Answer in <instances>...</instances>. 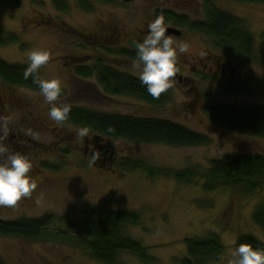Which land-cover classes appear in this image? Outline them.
Returning a JSON list of instances; mask_svg holds the SVG:
<instances>
[{
    "label": "rangeland",
    "instance_id": "obj_1",
    "mask_svg": "<svg viewBox=\"0 0 264 264\" xmlns=\"http://www.w3.org/2000/svg\"><path fill=\"white\" fill-rule=\"evenodd\" d=\"M21 1L18 9L0 7V29L20 37L19 43L0 48V59L29 65L33 50H48L52 59L39 74L42 80L60 78L65 82L60 102L116 115L170 120L208 135L211 142L202 147L174 148L133 144L91 133L81 140L78 128L49 118L50 105L40 92L11 88L0 79V136H4L7 120V136L0 143L10 152L31 157V175L38 185L31 197L15 206L0 205V221L54 218L40 241L0 236V264H102L89 255L85 224L87 212L100 208L141 215L140 224L127 233L148 249L154 259L149 264H182L188 257L186 240L190 238L219 236L224 252L218 261L208 264H229L231 252L244 235L264 241L262 229L253 220L256 208L264 204V188L247 194L239 189L207 192L203 180L186 185L123 168L126 159H139L155 168L204 172L211 161L229 154H264V139L216 127L203 111L209 103L238 108L264 106L263 4L213 0L219 9L246 22L255 36L254 54L249 58L226 54L206 43L199 33L184 28V39H173L175 45H188L186 52L177 53L175 86L169 89L168 102L154 106L130 96L106 97L95 78H77L75 68L92 66L100 59L139 78L135 61L115 53L134 50L135 43L148 34V24L160 10L167 13L164 9L170 4L192 21L205 19L206 0H68L66 13L56 9L54 0ZM182 1L191 4L185 8ZM115 26L118 38L110 33ZM203 50L218 57V68L210 71L197 66V59L204 57ZM223 69L229 71L224 74ZM230 81L238 85L248 82L253 91L231 93L227 86ZM96 151L100 152L98 159L94 157ZM117 264L146 263L123 253Z\"/></svg>",
    "mask_w": 264,
    "mask_h": 264
},
{
    "label": "trees",
    "instance_id": "obj_2",
    "mask_svg": "<svg viewBox=\"0 0 264 264\" xmlns=\"http://www.w3.org/2000/svg\"><path fill=\"white\" fill-rule=\"evenodd\" d=\"M206 1L207 19L205 21H192L187 15L178 13L174 15L163 11H159L158 16L163 14L165 23L177 28H187L196 33L215 36L219 41L216 47L218 46L226 54L236 53L247 58L253 55L256 46L255 36L248 31L246 22L219 9L214 5L213 0ZM228 1L264 5V0ZM21 4V0H0L2 8L18 9ZM54 6L60 12L66 13L69 7L68 0H54ZM261 38L264 41V33ZM19 42L18 35L8 34L0 29V48ZM115 54L135 61L136 48L134 50L121 49ZM27 67L28 65L10 64L0 59V79L11 88H27L40 92L38 85L33 83L34 78L42 80L39 70L26 80L24 71ZM75 75L81 79L95 78L106 97L130 96L154 106H161L170 99L169 90L161 94L159 99H154L147 94L146 87L141 85L139 78L120 72L100 59L92 66L76 67ZM227 86L231 93L253 91V85L248 82L238 85L230 81ZM203 111L216 127L264 139V106L238 108L209 103L203 106ZM63 124L72 125L78 129L89 126L92 130L91 134L140 145L195 148L211 142L208 135L170 120L116 115L76 105H72L69 118ZM123 168L129 171H143L151 179H172L186 185L203 180V189L207 192L219 189H239L247 194L264 188V154L260 153L226 155L211 161L210 166L204 172H199L197 169L155 168L139 159H126ZM53 220L52 216H45L40 219L0 221V236H17L40 241L44 231L50 227ZM141 220V215L134 211L103 208L88 211L85 224L89 229L86 247L90 257L102 264H117L121 254L130 253L146 264L154 262L148 249L127 233L129 228L138 226ZM253 220L264 233V204L256 208ZM241 244L264 248V241L253 235L240 237L238 246ZM186 246L188 257L183 259L182 264H208L218 261L224 252V246L216 234H210L206 238L187 239Z\"/></svg>",
    "mask_w": 264,
    "mask_h": 264
},
{
    "label": "clouds",
    "instance_id": "obj_3",
    "mask_svg": "<svg viewBox=\"0 0 264 264\" xmlns=\"http://www.w3.org/2000/svg\"><path fill=\"white\" fill-rule=\"evenodd\" d=\"M148 34L142 42H136V58L134 67L140 69L139 80L146 87L147 94L154 99H159L161 94L166 93L175 86V76L179 72L178 51H187V44L175 45L173 36L168 34L169 25L165 23L163 14L148 24ZM52 59L48 50H33L29 56V65L24 71L27 80L34 73L47 65ZM38 85L44 101L50 105L48 116L57 124H63L72 110L70 103L60 102L65 82L60 78L50 80L33 79ZM2 119V118H0ZM4 136H7V120L3 124ZM91 128L82 127L78 130L81 140L90 136ZM111 131V129H110ZM100 152L96 151L95 158H99ZM33 162L29 155L22 152H10L0 143V205L15 206L18 202L29 198L37 189V181L31 175ZM233 259L229 264H264V248H254L250 244H241L232 252Z\"/></svg>",
    "mask_w": 264,
    "mask_h": 264
},
{
    "label": "flooded vegetation",
    "instance_id": "obj_4",
    "mask_svg": "<svg viewBox=\"0 0 264 264\" xmlns=\"http://www.w3.org/2000/svg\"><path fill=\"white\" fill-rule=\"evenodd\" d=\"M166 1V0H165ZM171 1V0H170ZM175 1V0H174ZM164 1L163 0H161L160 1V3H163ZM171 3V2H170ZM180 4L182 5H184V7L185 8H187L188 7V5H190L191 4V2H189V1H187V2H180ZM165 11H168L169 13H173L174 15H176L177 13H179V14H181L180 12H176V9L174 8V7H172L171 6V4L169 5V6H167V7H165V9H164ZM160 11H163V10H160ZM207 19V17L205 16V19H203V20H197L196 18H195V20H193V21H205ZM169 25V28H176L177 29V27H175L174 25H172V24H168ZM186 30V29H185ZM184 29H183V31H182V35L180 36V37H177V36H173V39H178L179 41H182L183 39H184V37H185V33H184V31H185ZM117 31H118V29L116 30V26L114 27V29H113V31L112 30H110V33H113L114 34V36H115V38H118V36L120 37V35H118V33H117ZM199 35H201L202 37H203V39H206V43H211V44H214V46H216L217 45V39L215 38V36H211V35H207V34H205V33H199ZM118 40V39H117ZM218 43H219V41H218ZM217 49L218 50H221V49H219L218 48V46H217ZM221 51H223V50H221ZM224 52V51H223ZM203 54H204V57L202 56V57H199L198 59H197V66L198 67H201V68H203V69H205V70H208V69H210V71H213V69L214 68H218L219 67V64L217 63L218 62V57H215L214 55H211V54H209L206 50H203ZM208 54V55H207ZM182 60V59H181ZM229 70L227 69V70H225V69H223V73L225 74V73H227ZM231 77L232 78H234L235 77V72L233 71V70H231ZM175 78H178L177 77V74H176V76H175ZM181 79H182V77L180 76V81H181Z\"/></svg>",
    "mask_w": 264,
    "mask_h": 264
},
{
    "label": "water",
    "instance_id": "obj_5",
    "mask_svg": "<svg viewBox=\"0 0 264 264\" xmlns=\"http://www.w3.org/2000/svg\"><path fill=\"white\" fill-rule=\"evenodd\" d=\"M122 1H124L126 3H131V2H135L137 0H122ZM168 34H171L172 36L180 37L182 35V32L178 29H175V28H169Z\"/></svg>",
    "mask_w": 264,
    "mask_h": 264
}]
</instances>
